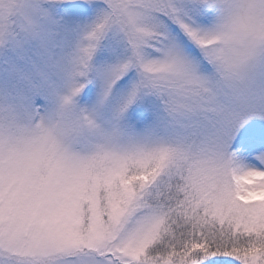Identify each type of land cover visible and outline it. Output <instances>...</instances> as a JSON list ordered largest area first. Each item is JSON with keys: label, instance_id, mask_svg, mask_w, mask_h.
Returning a JSON list of instances; mask_svg holds the SVG:
<instances>
[{"label": "snow or ice", "instance_id": "6c2138e0", "mask_svg": "<svg viewBox=\"0 0 264 264\" xmlns=\"http://www.w3.org/2000/svg\"><path fill=\"white\" fill-rule=\"evenodd\" d=\"M0 264H264V0H0Z\"/></svg>", "mask_w": 264, "mask_h": 264}]
</instances>
